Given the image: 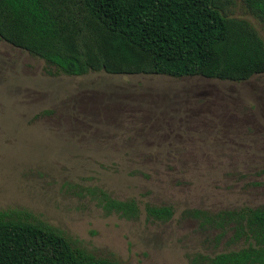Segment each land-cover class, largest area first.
<instances>
[{
    "label": "rangeland",
    "instance_id": "1",
    "mask_svg": "<svg viewBox=\"0 0 264 264\" xmlns=\"http://www.w3.org/2000/svg\"><path fill=\"white\" fill-rule=\"evenodd\" d=\"M232 14L264 39L242 0ZM87 187L135 198L143 212L107 213L80 195ZM146 204L175 214L149 219ZM262 204L264 73L74 76L0 39V210L25 208L118 264H191L194 253L228 248L208 242L184 209Z\"/></svg>",
    "mask_w": 264,
    "mask_h": 264
},
{
    "label": "trees",
    "instance_id": "2",
    "mask_svg": "<svg viewBox=\"0 0 264 264\" xmlns=\"http://www.w3.org/2000/svg\"><path fill=\"white\" fill-rule=\"evenodd\" d=\"M264 25V0H242ZM237 0H0V39L82 76L159 74L246 81L264 73V39L234 16ZM87 191V193H86ZM107 213L138 218L135 198L87 187ZM149 219L170 220L172 205L146 204ZM208 242L226 250L197 252L191 264H264V204L212 211L186 208ZM213 235L212 239L210 236ZM236 247V248H235ZM0 264H118L79 246L64 230L25 208L0 210Z\"/></svg>",
    "mask_w": 264,
    "mask_h": 264
}]
</instances>
